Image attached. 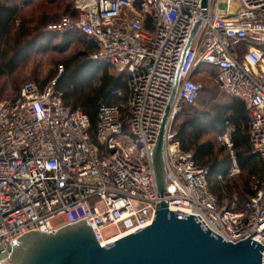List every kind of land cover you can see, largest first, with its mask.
Here are the masks:
<instances>
[{"label":"built area","instance_id":"built-area-1","mask_svg":"<svg viewBox=\"0 0 264 264\" xmlns=\"http://www.w3.org/2000/svg\"><path fill=\"white\" fill-rule=\"evenodd\" d=\"M75 0V19L47 30H79L97 43L92 60L108 61L128 83L125 119L116 104L90 121L70 109L56 90L24 82L0 101V261L11 242L31 230L53 232L87 219L100 246L152 223L155 204L194 215L224 241L246 239L264 247V181L242 207L235 196L219 205L208 187V168L196 165L173 129L179 104H192L203 66L217 71L219 88L240 99L249 117V142L264 169V0ZM200 28L184 58L165 128V191L155 182L151 153L170 98L183 49L196 21ZM62 68H60V72ZM226 122L218 139L230 151L229 176L239 168ZM264 264V248L261 251Z\"/></svg>","mask_w":264,"mask_h":264},{"label":"trees","instance_id":"trees-1","mask_svg":"<svg viewBox=\"0 0 264 264\" xmlns=\"http://www.w3.org/2000/svg\"><path fill=\"white\" fill-rule=\"evenodd\" d=\"M36 0H0V76L11 75L21 65V59L17 53L20 48L34 38H38L42 30L58 33L59 31H49L47 27L59 23L63 17L75 19L78 10L74 7L70 9L65 5L66 11L59 20L54 21L43 10L37 14L26 16L23 11L32 5ZM58 2V0H52ZM63 34L79 33L80 38L86 43V53L74 61L72 65L66 66V70L56 79V90L62 93V100L70 109H80L90 121L89 134L92 141L95 140V126L97 122V109L101 103L116 104L120 108L121 118L125 119L128 106L127 94L128 83L124 73L115 74L111 71L113 65L108 61H98L88 59L98 50L97 43L88 35L76 29H71ZM205 69H209L216 81L217 71L210 66H203L200 74H196L193 79L198 82V78ZM199 83V82H198ZM217 83V82H216ZM218 85V84H217ZM197 98L192 104L180 103L177 116L173 123V129L183 150L191 152L197 166L208 168V187L210 192L216 197L218 204L221 202V187L216 175L219 178L228 174V164L219 165L215 161L214 147L211 143H202L201 137L208 131L221 132L226 124L233 125L231 132L232 149L234 160L242 176V187L239 189L233 185H227L225 190L228 194L236 191L238 207H242L261 187L264 181V169L259 156L252 151L249 142V117L244 103L235 97L225 106H218L212 111L200 114L184 113V119L178 123V116L181 108H192L197 102ZM122 103H125L124 105ZM220 205V204H219Z\"/></svg>","mask_w":264,"mask_h":264},{"label":"water","instance_id":"water-1","mask_svg":"<svg viewBox=\"0 0 264 264\" xmlns=\"http://www.w3.org/2000/svg\"><path fill=\"white\" fill-rule=\"evenodd\" d=\"M224 10V0H220L218 11ZM205 11L206 0H202L201 17ZM200 25L201 19H198L183 49L151 153L160 195L165 191L166 182L167 118L176 97L184 58ZM249 237L237 243L226 242L205 229L194 215L171 211L161 201L155 204L151 224L104 246L98 244L88 220L84 219L53 232L31 230L24 233L11 242L9 255L0 264H263L261 251L264 247Z\"/></svg>","mask_w":264,"mask_h":264},{"label":"rangeland","instance_id":"rangeland-1","mask_svg":"<svg viewBox=\"0 0 264 264\" xmlns=\"http://www.w3.org/2000/svg\"><path fill=\"white\" fill-rule=\"evenodd\" d=\"M74 1L58 0L56 3L52 0H36L32 5L25 8L23 13L28 17L46 10L47 15L57 21L68 11L64 10L65 5H69L71 9ZM80 35L79 33L63 34L62 32L52 33L42 30L38 38L26 42L17 52L21 59V65L13 74L0 76V101L16 96L20 86L26 81L45 85L64 73L66 66L72 65L76 59L82 56L81 54L87 51L85 46L88 40L85 39V43H83ZM91 56H88V59H91ZM60 68H62L61 72ZM111 71L115 74L119 73L114 67H111ZM198 82L202 89L197 102L192 108H181L183 113L179 114L178 123L183 121L185 112L189 115L194 113L204 114L212 111L215 107L227 105L233 99L219 88L209 69L204 70L198 78ZM228 123L233 128L229 121ZM219 134L220 132L217 131H208L201 137L200 141L211 143L214 147L216 163L219 165L227 163L228 168L232 162L230 151L218 139ZM232 153L234 154L233 149ZM216 176L223 196L219 204L221 206L228 205L231 198L229 196H237V193L233 190L232 194L229 195L225 187L229 184L240 189L242 187V176L239 172L235 176L227 175L225 178Z\"/></svg>","mask_w":264,"mask_h":264}]
</instances>
